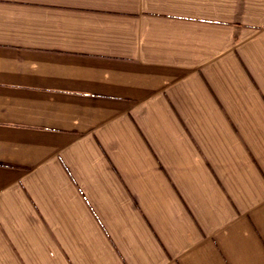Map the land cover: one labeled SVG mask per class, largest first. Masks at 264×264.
<instances>
[{"label": "crops", "instance_id": "crops-1", "mask_svg": "<svg viewBox=\"0 0 264 264\" xmlns=\"http://www.w3.org/2000/svg\"><path fill=\"white\" fill-rule=\"evenodd\" d=\"M0 264H264V0H0Z\"/></svg>", "mask_w": 264, "mask_h": 264}]
</instances>
